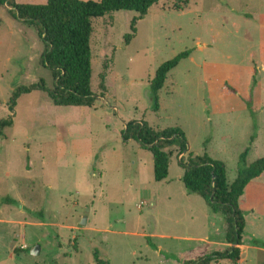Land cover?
Wrapping results in <instances>:
<instances>
[{"label": "rangeland", "instance_id": "obj_1", "mask_svg": "<svg viewBox=\"0 0 264 264\" xmlns=\"http://www.w3.org/2000/svg\"><path fill=\"white\" fill-rule=\"evenodd\" d=\"M11 9L0 6V122L13 121L0 137V264H97L95 249L110 264H178L174 256L226 251L224 216L187 191L178 154L157 181L152 152L125 135L131 121L181 128L190 151L226 163L233 184L256 116L247 161L264 157V0H162L143 19L127 10L95 19L98 99L81 107L56 106L40 89L11 107L18 88L53 86L36 28ZM186 50L158 91L157 108L156 71ZM240 205L247 220L241 260L218 264H264V245L255 244H264V173Z\"/></svg>", "mask_w": 264, "mask_h": 264}, {"label": "trees", "instance_id": "obj_2", "mask_svg": "<svg viewBox=\"0 0 264 264\" xmlns=\"http://www.w3.org/2000/svg\"><path fill=\"white\" fill-rule=\"evenodd\" d=\"M162 0H47L44 4L18 3L16 0H0V6L10 5L11 13L17 19L36 28L45 45L41 57L42 65L49 69L53 77V86H22L12 98L11 107L22 93L33 90H44L56 106H94L98 95L93 89V52L91 47L94 33V21L106 14L119 11H135L138 19L148 15L150 9ZM133 33L127 36L130 42L136 33L135 22ZM186 50L173 59L164 62L156 71L151 82L159 108L158 91L165 85L169 73L179 65L182 59L190 56ZM108 66L101 75V89L106 92ZM228 86V85H227ZM231 89V88H230ZM236 92L235 89H231ZM105 95H102L104 97ZM255 129L257 130L256 116ZM13 121L0 122V137L4 136L6 126ZM251 137V145L241 154L238 175L229 184L227 165L222 160L212 158L208 153L197 155L190 151L189 141L181 128H169L163 131L152 129L147 123L131 121L127 124L125 137H132L139 145L152 152L155 164V179L163 181L169 176L171 157L178 154L179 164L185 173L182 180L189 193L203 197L213 213L223 215L227 226L226 251H217L202 256L175 257L181 264H215L228 259L239 263L243 251V235L246 230V213L240 205L248 184L264 173V157L248 164V155L257 134ZM181 156V157H180ZM5 200H10L6 197ZM257 245H264L258 241ZM154 247H156L154 245ZM171 258V257H170ZM97 264H110L101 256L99 249L94 250Z\"/></svg>", "mask_w": 264, "mask_h": 264}, {"label": "water", "instance_id": "obj_3", "mask_svg": "<svg viewBox=\"0 0 264 264\" xmlns=\"http://www.w3.org/2000/svg\"><path fill=\"white\" fill-rule=\"evenodd\" d=\"M86 221H87V218L85 217L83 219V222L82 223L84 224V223H86ZM31 253H32V255H36V256L40 255V253H41V246L40 245H36L35 247H33L31 249Z\"/></svg>", "mask_w": 264, "mask_h": 264}, {"label": "crops", "instance_id": "obj_4", "mask_svg": "<svg viewBox=\"0 0 264 264\" xmlns=\"http://www.w3.org/2000/svg\"><path fill=\"white\" fill-rule=\"evenodd\" d=\"M259 66L261 67L262 66V68L264 69V62H263V65L262 64H259ZM259 67V68H260ZM260 71H262V69H260ZM226 85H227V83H226ZM227 88L230 90V91H232L231 89H230V87L229 86H227ZM233 89H235L234 87H233ZM236 90V92H237V89H235ZM181 157V156H180ZM179 158V157H178ZM171 166V165H170ZM228 245H229V243H228ZM166 260H171V258H166ZM175 262H177L178 264H181L180 262H178L177 260H175ZM221 262V261H220ZM219 262V263H220ZM240 262V261H239ZM215 264H218V263H215Z\"/></svg>", "mask_w": 264, "mask_h": 264}]
</instances>
